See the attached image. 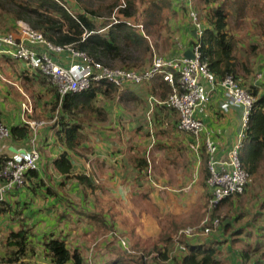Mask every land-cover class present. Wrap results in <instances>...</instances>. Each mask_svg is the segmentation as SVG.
<instances>
[{"label": "trees", "instance_id": "16d2710c", "mask_svg": "<svg viewBox=\"0 0 264 264\" xmlns=\"http://www.w3.org/2000/svg\"><path fill=\"white\" fill-rule=\"evenodd\" d=\"M74 1L75 3H73V0H0V29H15L17 27L16 22L22 20L29 24L31 28L40 31L46 41L51 44L61 46L70 44L74 48L85 51L88 55L101 61L105 65L112 66L117 64L116 66L126 69H136L138 71H141L149 65L151 60L149 57L152 55V48L147 41L148 36L141 34L138 29H136L138 27L135 26L134 22L136 20L138 22L139 19L133 16L135 14V3H133L132 0H124V7L119 6L117 1L114 0L108 1L106 5H96L95 0ZM203 2L211 5L206 8L204 24L201 22L203 34L197 39V42L200 43V60L207 63L208 68L213 72L217 81L221 80L226 75H233L238 83L254 97V102L246 122L244 136L241 140V147L238 149V156L241 166L249 173L250 180L257 179L263 176L264 173V92L260 93L259 86L251 83V78L254 73H258V68L252 69L251 64L247 67L238 60L235 52L238 43L237 35L232 31L234 29L233 26L230 27L229 25L230 17L234 25H240L250 11L247 8L251 6L252 0H204ZM162 4L158 5L154 3L152 7H146L144 9L142 21L140 20V22L137 23V25L141 23H143V25L145 24L146 32L149 35H154L153 33L156 31L155 28L158 29L159 25H163L160 16ZM115 6L119 14L124 18H119L116 22L111 23L109 18ZM71 7H74L75 10ZM252 13L255 14V10ZM128 20H130L131 23H129ZM191 32V38L188 43L190 46L194 42L193 30H191ZM259 36L261 38L259 57L260 59L263 58L260 61L262 62L261 64L264 65V31H260ZM164 37L165 39L164 41L162 40V45L164 43L166 48L163 57L170 58L182 56V54L176 55L175 52L170 54V48H172L171 46H175V44L169 35ZM250 42L249 50L251 53L256 54V51L259 49V43L258 41ZM44 50H46L45 47ZM50 54L59 63H68V53H61L60 57L54 52H50ZM240 68H244V73L239 72ZM34 75L36 76L35 82H38L41 86H49L45 76L39 71H34ZM177 75L176 73L175 77ZM142 83H145L144 86L146 84H148V86L146 88L140 86L141 83L126 84V89L124 88L119 94V99L123 100L127 98L128 100V98H131L134 105L138 104L139 106L141 103H144L146 106L144 104L142 105L147 108L146 102L148 95L152 97L155 96L153 98L154 105H152L153 122L159 125L163 121L168 120L167 122L171 124L173 120L174 123L172 127L176 128L178 122L177 112L167 107L165 104L157 103V101L165 100L171 94L172 87L164 81L160 74H155L149 80ZM138 86L142 87L141 93H143V95L137 91L139 88ZM52 91L55 92L56 97L51 106H49V112L52 113L51 116H53L56 114L57 109V117L54 118V123L51 124L50 128L53 130L56 139L57 144H55V147L59 149L51 162L56 173L60 175V179L55 181L56 183L53 181L54 179H50L51 185H48V181L40 177V170L45 172V169H47L46 162L44 164L42 163L44 158H47V142L45 139L40 141L39 138L37 141L36 138V148L40 156L38 168L41 169L29 171L26 175L25 185L18 189L10 190L6 197L0 200V219H6L8 215L12 218L18 217L16 219L17 227L9 229L7 235H5L3 244L6 245V248L4 254L2 253L0 255V264H27L23 260L25 257L30 256L31 251L45 256L46 264H88V258L85 255V245L89 243L83 240V236L78 237L76 242L69 245V235L73 234L77 237L84 233H72L75 228H78V224L74 227L67 228L68 223L65 216L67 214L66 209L72 202L67 197L68 193H71V190L68 189L66 193L65 187L69 186L68 184L71 180L76 187H80L81 185L83 203L86 195L95 194L97 184H95L92 177L87 175L84 171V161L82 164L83 170L81 172L75 173L74 170L75 166L80 163L78 160H81V158H78V156L81 154V149L84 150L81 154L82 156H86L88 152L92 153V155L95 153L94 150H91L89 147L85 148L84 146L89 139L84 130L85 117L83 115H86V117L96 115L100 121H103V116L107 108L103 104L100 106L96 104L98 96L101 95L105 101L109 102L112 100V96L116 95V89L112 84L105 80H101L99 82L92 81L89 88L80 92L66 94L61 99L55 90ZM111 92H114L112 96L110 95ZM127 100L124 99V104H126ZM172 113L177 114L176 118ZM24 116H27V119L30 118L28 115ZM4 118L5 117H3L0 112V123L8 126L10 136L7 139L1 140L0 143L11 142L13 143L12 145H14L15 142H20V146L27 149L29 147L28 141L32 136V131L28 124L23 119L22 121L10 122L8 125ZM45 126H47V124ZM45 126H43V128ZM188 135L192 142L193 151V136L191 134ZM38 136L39 130L37 133V137ZM203 137L204 136H201L202 142ZM104 147L105 145H103V148ZM120 151V159L122 162L114 160L113 166L115 168L123 166L135 172V175L131 178L135 180L138 185L141 184L142 181H140L139 178L141 175L143 176L146 174L145 172L148 169L147 159L138 152L134 156H127L123 150ZM115 152H119V150L110 148L106 156L112 159V155H114ZM10 155L11 151L7 148L0 152V166L4 164ZM82 158L85 159L84 157ZM199 158V170L202 174L201 185L202 189H204L205 196L204 193L203 196L206 198L205 203L207 206L208 197L210 195L206 183L208 177V154L205 151L203 143L199 150ZM248 184H246L244 191ZM26 195L30 197L31 200L39 195L44 205L49 204L61 207L59 210L60 214L56 217L57 220L53 225L49 224L48 228L43 230L42 233H39L40 228L33 231L29 223L24 222L25 213L27 211H34L29 201L25 199ZM241 195L242 193L224 197L218 202L215 208H213L211 217H219L217 212L221 211L222 206L229 202L232 197H239ZM61 203L63 205H61ZM55 209V211H58L57 208ZM61 210L63 212H61ZM102 211L103 210L99 209V211L96 212H88V210L84 212L93 225L98 221L107 227V229L108 227H113L108 224L107 221H104ZM225 217L226 215H223L219 218L223 220ZM64 221L65 223H63ZM12 223L14 225L15 220H12ZM225 225L227 224L225 223ZM34 227H37V223H34ZM72 228L74 229L72 230ZM114 230L115 227L109 232L108 238L105 243H103V247L106 249L109 257H106L104 254L102 258L106 260L108 264H245L251 253L248 249H242L239 251V258L238 256L232 257L229 252V246H225V242L219 241L220 239L215 240L211 237H208L205 241H191L190 243H186L185 250L174 253L170 248V238L173 232L168 231L165 232L166 236L162 237V241L160 238L161 245L155 244L152 246L151 252L157 251V254L149 259V257H147L149 255L147 252L149 248L146 249L144 246L142 247L140 243L136 241L131 246L132 249L127 251L126 246H123L121 236ZM35 235L38 239L32 238ZM190 240H193V238ZM109 242L111 243L107 244ZM112 242H114L118 248L124 249L122 251L124 256L119 255L121 253L115 255L114 247L109 246H113ZM255 245L258 246V243ZM134 250L140 252L135 253ZM259 250L260 249H254L252 253L256 252L255 254L259 257ZM125 255H129L130 257H126ZM262 256L264 257V252ZM98 262L103 264L105 261L102 263V260H98ZM260 264H264V259Z\"/></svg>", "mask_w": 264, "mask_h": 264}, {"label": "rangeland", "instance_id": "374dc122", "mask_svg": "<svg viewBox=\"0 0 264 264\" xmlns=\"http://www.w3.org/2000/svg\"><path fill=\"white\" fill-rule=\"evenodd\" d=\"M108 1L110 2L112 0H95V3L96 5H106ZM114 1H117L118 5L121 7L125 6L124 0ZM203 1L204 0H132V2L135 3V14L133 16L139 19L138 22L137 20L134 22L135 26H137L140 20L142 21L144 9L146 7H152L154 3L158 5L163 3L160 14L163 25H159L158 29L155 28L156 31L153 33L154 35H149L146 32L145 24L143 25V23H141L142 28H136L141 34L144 33L145 36H148L149 40L147 39V41H150V45L154 46L155 51L152 52L151 56H153V54L164 55L166 48L164 43L162 45V40L164 41L165 39L164 36L169 35L176 45L178 42L180 43V33H185V30L188 33H192L191 30H193V28L191 19L188 15L189 8L198 12L200 21L204 24L206 8L210 7L211 4L204 3ZM73 3H75L74 0ZM263 3L262 1V4ZM71 8L75 10L74 7ZM259 8L256 9L254 15L252 14L256 19L250 17V20L245 19L238 26L233 24L231 17L229 19V25L230 27L233 26L234 29L232 31L237 35L238 41H240L235 51L236 55L238 56V60L247 67L252 63L251 61L259 63L261 62L260 60L263 59L259 57L261 47L259 32L264 31V8ZM249 15L251 14L249 13ZM119 18L124 17L119 14L115 6L109 21L113 23L119 20ZM128 22L131 23L130 20H128ZM250 41H258L259 43V49L256 51V54L251 53L249 50ZM151 56L149 59L152 58ZM244 71V68L239 69L240 73H244ZM257 71L259 72L260 69ZM256 74L257 72L254 73L252 77L254 82L257 81ZM144 84L145 83H141L140 86H144ZM141 89L142 87H139L137 91L141 93ZM45 92L48 91L45 90ZM113 93L114 92H111L110 95L112 96ZM40 95L42 99L39 97L37 98L38 101L40 100V103L37 106L36 115H33V118H31L35 120H47L48 125L44 127L43 130H49L51 129V124L54 123L50 121L52 113L49 112V106H51V103L49 106L46 105L44 110V108H42V101L49 99V97L47 93H41ZM141 95H143V93H141ZM23 97L24 99L26 98L25 96ZM53 100L54 99L51 98L49 102ZM119 100L117 95L112 96V100L109 101V103L107 101L105 102V99L101 95L98 96L96 104L100 106L105 102V106L108 110L103 116V121H100L96 115H91L89 117L83 115L85 117L84 130L89 139L84 146L85 148L89 147L91 150H94L95 153L92 155V153L88 152L86 156H82L81 154L84 150L81 149V154L78 156L81 160H78L80 163L75 166L74 170L75 173L81 172L83 166H85L84 171L87 175H90L94 183L97 184L95 194L86 195L83 203L81 185L80 187H76L71 180L68 184L69 186L65 187L66 193L68 189L71 190V193H68L67 197L72 202L66 209L67 214L65 216L68 223L67 228L74 227L78 224V226H82L84 229L83 240L89 243L85 245V255L88 258V264H100L98 260H102V263L105 261L103 264H108V262L102 258L104 254L106 257H109L106 249L103 247V243H105L113 227H115L114 231L121 236L123 246H126L127 251L131 250V246L137 241L142 247L144 246L146 249L149 248L147 250L149 254L147 257H149V259L157 254V251L151 252L152 246L155 244L161 245L160 238L162 241V237L166 236L165 232L172 231L173 229L174 231L170 238V248L172 252L176 253L180 250L176 248L174 237L179 229L186 225L201 226L207 212L204 189H200L197 184L199 172L196 170L197 158L192 151L191 139L187 137L185 132L178 131L172 127L170 123L166 125V122L163 121L158 125L153 122V107L150 106L151 103L154 105L153 98H150L146 102L149 109L145 108L146 105L144 103L138 106V104L134 105L132 101L126 103L124 106ZM34 101H32L31 104L33 109L34 104L36 105ZM164 127L169 131L166 132ZM42 136L44 138H42ZM184 136L190 140L184 138ZM38 138L40 141L45 139L47 142V158H44L42 163L44 164L46 162L47 169H45L44 175L49 182L48 184L51 185L50 179H54L53 181L55 182L58 181L59 176L53 172L54 170L50 167L49 163L51 157L58 152L59 148L55 147L57 143L52 131H47V133L43 135L41 134V138L38 136L37 141ZM103 145L107 147L103 148ZM109 145L112 149L119 150V152H115V154L112 155L114 158L111 159L112 163L114 160L122 162L120 159V150H123L127 156H134L137 152L145 156L148 161V169L145 172L146 174L143 176L141 175L139 178V180L142 181L141 184L138 185L137 182L131 178L135 175V172L128 170V168H124L123 166L112 168L109 166H113V164H110V158L107 162H104V165L99 164L100 159H103V156L107 154ZM5 148L7 147L2 146L1 150ZM83 161L84 165L82 166ZM257 179L259 180L252 181L246 187L247 193L246 190L242 192V195L246 194L241 199H232L222 206L221 211L217 212L220 218L226 215L223 220H220V230L222 233H224L225 229L222 228L224 221L227 219H231V225L233 223L231 231H234L233 229H236L238 225L242 224L236 222L248 219L250 217L248 214L249 212L258 210L264 211V173L263 176ZM25 199L29 201L34 211H27L25 213L24 222L29 223L33 231L38 228H40V232L47 229L49 226V215L52 213V218L56 219L60 214L59 210L61 207L49 204H46L49 206L44 205L39 195L34 197V201L28 196L25 197ZM61 205L63 204L61 203ZM55 208H57L58 211H55ZM99 209L103 210L104 221H107L108 224L113 227H108L107 229V227L98 221L93 225L84 212L87 210L88 212H96L99 211ZM61 212L63 211L61 210ZM17 218L18 217L12 218L8 215L6 219H0V255L2 253L4 254L6 248V245L3 244L5 235H7L9 229L17 227ZM259 218L260 217L257 215L256 219ZM12 220H15L14 225ZM253 220H255V217ZM183 222L191 223L184 225ZM34 223H37L36 228L34 227ZM63 223H65V221ZM244 223L246 222H243V224ZM73 229L74 228H72V230ZM83 229H81V231H83ZM79 230L80 229L77 231ZM218 232L219 228L209 235H196L192 237L193 240H190L191 238L183 239L181 242L186 244L191 241H205L208 237L214 238L215 240L220 239L219 241L225 242L227 240L224 238L225 236L218 234ZM32 238L35 239L37 236L35 235ZM68 240L69 245H72L73 242L77 241V238L71 234ZM110 243L111 242L107 244ZM112 244L113 246H109L114 247L115 255L121 253L119 255L124 256V254H122L124 249L118 248L114 242H112ZM134 251L135 253L140 252L138 250ZM263 252L264 249L259 250L258 260H254L253 264H260L264 259L262 256ZM30 253V256L25 257L23 260L27 264H46L45 256L36 254V252L33 253V251ZM125 256L130 257L129 255Z\"/></svg>", "mask_w": 264, "mask_h": 264}, {"label": "built area", "instance_id": "2783aa9c", "mask_svg": "<svg viewBox=\"0 0 264 264\" xmlns=\"http://www.w3.org/2000/svg\"><path fill=\"white\" fill-rule=\"evenodd\" d=\"M189 18L194 33V42L190 46L193 57L165 58L153 54L149 65L141 71L126 69L116 65H105L94 59L85 51L74 48L72 45H53L46 41L42 33L29 26L26 22L18 20L17 27L13 30L0 29V50L7 53L12 59L24 63L32 71H39L45 76L49 85L56 91L61 99L64 95L80 92L89 88L92 81L105 80L112 84L116 93L120 94L128 83L140 84L149 80L155 74L162 75L171 87V94L158 104H165L174 109L178 114L176 128L179 131L193 136V152L199 160V150L203 143L208 154L206 180L210 195L207 201V212L203 224L199 227L187 225L179 229L174 237L176 248L185 250V243L181 240L190 239L196 235H209L220 226V218L211 217L213 208L224 197L242 193L250 181L249 173L241 166L238 149L244 136L246 122L254 102V97L241 86L233 75H226L217 81L206 62L200 60V43L197 39L203 34V27L198 13L189 8ZM142 28V24L137 25ZM143 33V32H142ZM143 35H145L143 33ZM35 45H42L46 50L39 51ZM181 47V43H177ZM50 52L56 54L68 53V63L61 64L55 60ZM178 74L175 77L176 73ZM257 79L264 77V69L257 73ZM220 85L224 90L222 108L229 105L243 108V128L238 139L226 152V157H217L218 145L212 137L205 132L203 142L201 133L204 129L202 120L197 116L200 105L207 103L210 98V89ZM22 112L26 115L31 112V103L23 102ZM57 114V110H56ZM53 117H57V115ZM32 131L24 152H12L4 164L0 166V200H3L10 190L18 189L25 185L26 175L29 171L38 169L39 152L36 148L38 130L47 124L45 119H24ZM10 136L8 126L0 123V141ZM3 150V149H2ZM0 149V152L2 151ZM199 162V161H198ZM11 264V263H1Z\"/></svg>", "mask_w": 264, "mask_h": 264}, {"label": "crops", "instance_id": "0c3cea01", "mask_svg": "<svg viewBox=\"0 0 264 264\" xmlns=\"http://www.w3.org/2000/svg\"><path fill=\"white\" fill-rule=\"evenodd\" d=\"M262 1L264 2V0H262ZM262 1L261 0H253L251 2V6H249L247 8L250 11L248 12L247 16L243 20H245V19L250 20L251 18L256 19V17L253 16L254 13H252V12L254 10L256 11V9H258L259 7H260L259 9H261V7L264 8ZM249 13L251 15H249ZM182 33H180V35H181L180 43H181V47H183V48H179V46H176V45L171 46L172 48H170V50H171L170 54L175 52L176 55H180V54L183 55L184 51L190 48V45H188L190 38H191L190 33H188L186 30H185V33H183V34ZM148 40H149V38H148ZM149 44H150V41H149ZM239 44H240V41H238L237 46ZM35 48L39 51L44 50V46H42V45H35ZM151 48H152V52H154L155 48L153 45H151ZM57 56L60 57V54H58ZM237 58H238V56H237ZM67 61H68V57H67ZM251 62H252L251 63L252 69L257 67L258 70L259 69L261 70L264 68V65H262L261 62H259V63L258 62L255 63L254 61H251ZM256 79H257V77H256ZM35 80H36V76L34 75V71L27 68L23 62L12 59V57H10L7 53L0 50V112L2 113L3 117H5L4 120L8 123V125L10 124V122L13 123L16 121H22L23 119H27L26 118L27 116L25 117L24 116L25 114L22 112L21 105L23 102L29 101L32 104V101H34V99H35L34 103H36V105L34 104V109L32 108V105H31V112L26 114V115L30 116V118H28V119H32L33 115H36L37 106L40 103L39 102L40 100L38 101L37 98L39 97L40 99H42V97L40 95L41 93H47L49 99L53 98L55 100L56 94L54 91H52L54 89H52V87L50 85L49 86L47 85L48 87L41 86L40 84H38V82H35ZM251 80H252V78H251ZM251 83L256 85V86H259L260 93L264 92V77L257 79L256 82H254L252 80ZM147 86H148V84H146L144 87L146 88ZM206 87H207V89H210L209 101L207 103L200 105L197 109V116L202 120V122L204 124V129L201 133V136H204L205 132L208 133L212 137V139H214L216 141V143L218 145L217 157L220 159H224L226 157L227 150L231 147V145L234 143V141L238 139V136H239L240 132L242 131V128H243V108L241 106H236V105H229L226 108H222L221 104L224 101V90H223V88L218 84L214 85L213 87H211L210 85H207ZM45 90L48 92H45ZM27 93H29V94H27ZM116 95L119 97V94L116 93ZM23 96H25L26 98L24 99ZM30 97L32 100L30 99ZM154 97H152L151 95H148L147 100H149L150 98H154ZM49 99L42 101V108H44V110H45L46 105L49 106L50 103L52 104V102H54V100L49 102ZM124 99L127 100V98H124ZM124 99L123 100L120 99L119 102L124 104ZM105 102L103 103L104 106H105ZM130 102H132V99L128 98L126 103H130ZM152 105L153 104L151 103L150 106H152ZM124 106H125V104H124ZM106 111H108V110L106 109ZM172 114L176 118L177 114H174V113H172ZM54 116H55V114L53 116H51L50 121H52ZM46 117H48V116H46ZM167 121H165L166 125L169 124V122H167ZM173 123H174V121L172 120L171 125H173ZM43 129H44L43 127L39 129L40 138H41V134L42 135L46 134L47 131L53 132V130H51V129H49V130L48 129L43 130ZM42 130H43V133H42ZM164 130L166 132L169 131L168 129H166V127H164ZM186 135H187V137L190 138V136L188 134H186ZM187 137L184 136V138H187ZM42 138H44V137L42 136ZM188 140H190V139H188ZM5 143L4 142L0 143V149L2 146H4V147L7 146V149H9L11 152H13V150H11V147H14L17 150L23 149L22 146H20V142H15L14 145H12L13 143H11V142H5ZM106 147L107 146L105 145L104 148H106ZM110 147L111 146L109 145V147H108L109 149L107 152L110 151ZM55 155L56 154H54L51 157L50 163H49L50 167H52V168H53V166H52L51 160ZM107 160H109V157L104 155L103 159H100L99 164L104 165V162L105 161L107 162ZM199 160H200V158H199ZM199 160L196 159V164H197L196 170H198V172H199L197 184L199 185V188L201 189L202 188V185H201L202 174L200 173V170H199V165H200V162H198ZM110 164H113L111 159H110ZM109 166H111L112 168L114 167L112 165H109ZM38 169H41V168H38ZM53 170H54V168H53ZM53 172L56 173L55 170ZM56 175H58L59 176L58 179H60V175L57 173H56ZM40 177H42L45 181H47L43 170H40ZM256 180L257 179H251L249 184L252 181H256ZM47 183H49V182H47ZM246 193H247V190H246ZM245 194H243L241 197H232V199L233 200H235L236 198L241 199ZM25 197H27V195ZM232 199H230V201ZM34 200L35 199H33V201ZM248 214L250 215V217L248 219H245V221L236 222V223H242V224L238 225L236 227V229H233L234 231H231V226L233 225V223H232V225L230 223L231 219H227L226 221H224V225L222 227V228H225L224 233H222V231L219 229L218 234L224 235L225 236L224 238L227 239L225 241V246H227V247L229 246V252H230V255L232 257L238 256V258H239V251L242 249L250 250L251 253H250L249 259L247 260V262L245 264H253L254 260H258V255L255 254L256 252L252 253V250L264 249V245H262V244H264V211H259V210L255 211V212L252 211V212H249ZM257 215L260 217L259 219H256ZM252 217L253 218L255 217V220H253ZM56 220H57V218L56 219L52 218V213H51V215H49V221H48L49 224L53 225V223ZM243 222H246V223L243 224ZM188 223H191V222H185L184 225L188 224ZM225 223L227 225H225ZM78 229H80V230L77 231ZM81 229H83L82 226H78V228H75L72 233L83 234L84 229H83V231H81ZM173 231L174 230L172 229V231H170V232H173ZM39 233H42V232H39ZM82 236L83 235L77 236L76 237L77 240H78V237H82ZM256 243H258V246L255 245Z\"/></svg>", "mask_w": 264, "mask_h": 264}, {"label": "water", "instance_id": "95a60500", "mask_svg": "<svg viewBox=\"0 0 264 264\" xmlns=\"http://www.w3.org/2000/svg\"><path fill=\"white\" fill-rule=\"evenodd\" d=\"M183 55L185 57H188V58L193 57V53H192V51L190 49L185 50ZM11 150H13L14 153L17 152V151L24 152V149L17 150L14 147H11Z\"/></svg>", "mask_w": 264, "mask_h": 264}]
</instances>
